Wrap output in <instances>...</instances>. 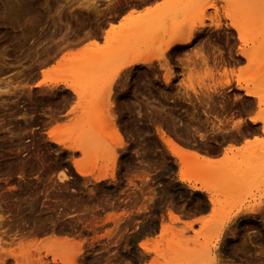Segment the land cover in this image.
<instances>
[{
	"label": "rangeland",
	"instance_id": "obj_1",
	"mask_svg": "<svg viewBox=\"0 0 264 264\" xmlns=\"http://www.w3.org/2000/svg\"><path fill=\"white\" fill-rule=\"evenodd\" d=\"M215 1L217 20L221 26L218 30L208 27L209 24L216 22L217 17L213 22V19L211 21L204 20V24L207 25L204 29L205 32L197 35L188 45L175 49L171 52L172 54H165L163 60L159 62L153 61L148 65H136L123 70L110 85V98L105 100L106 98H102L103 94H100V92H104L105 86L107 88V85L104 84L105 79L109 77L122 56L133 51L115 53L107 50L105 44L101 42L104 32L101 33V37H98V34L94 35L100 41V45L98 44L96 47L89 46V39H87L88 41L84 40L75 47L64 48L53 59L41 63L42 66L35 63L41 61L40 59L44 58L45 54L53 48L49 47L57 42L59 36L65 31V25L69 26L70 30L77 31L75 28L79 26H76L75 21H72V7L80 8L83 5H90L96 0H48L47 4L45 0H32L36 12L43 17V19L41 17L42 21L35 23L34 20L28 19L26 22L20 21L19 27L11 24V28L4 27L7 22L3 17L19 11L25 2L23 0H0V165L2 168L6 166L3 169L0 167V175L10 167L7 164L15 163L14 166H11L14 169L10 173H16L11 175V181L9 180L11 185L14 183L12 186H15L22 182L20 179H15L14 176L26 172V170L18 169L16 164L18 165L19 162L39 164V168L30 167L32 169L27 173L38 172L37 180L40 182L41 197L44 199V193L48 195L53 193L54 196L47 195L46 198L56 199L57 203L54 202L60 203L58 205L61 206V208H58L57 205L51 208L52 204L55 205L54 202H43L51 208L47 210L53 209V211L61 213L71 210V214L79 212L93 214L97 211V208L93 207L97 206L100 195L113 196L116 195L114 189L127 188L123 194L130 192V196H135L140 192L142 194V189L146 185L150 187L149 197L136 201L135 207L131 208L137 213L150 211L152 215H155V218H152L151 234L140 244L146 243L148 247H151L154 243L160 242L159 249L162 253H166L167 262H169L170 251L177 248H188L192 251L187 255L171 256L170 264H184L185 261L190 264H264V212L261 213V216L260 214L239 216L226 229L222 231L219 229L221 220L236 205L242 203L255 205L264 197V180L258 179L257 187L253 188L252 194L241 196V203L239 201L235 203L234 196L230 194L219 195L221 209L214 212L209 211L203 217V224L193 225L191 229L184 228L183 235L180 237L176 236L177 238H175L171 234L182 231L184 225L181 222H170L167 215L169 209L177 215L193 211L196 213V210L198 213L202 206H206L207 201L204 194L190 193L175 181V164L171 154L162 144L160 139L162 133L169 135L179 146H190L192 149L198 150V146H192V144H197L198 140L205 143L210 141L212 144L223 137L224 122L228 119L241 115H264V105H259L258 99L244 95V91L237 88H246L259 93L264 100V0ZM60 4L64 5V8L58 13ZM230 10L234 12L232 16L230 15L231 20L226 18L227 14H231ZM207 11L213 18L214 10L208 9ZM90 12V14L93 13ZM194 13L191 11V14ZM179 19L180 22L176 26L164 25L163 33H157V36H160L157 41V36L154 34L163 27V24L160 27L155 25L156 31L145 32L146 34L150 33V35L147 34L148 36H145V33L138 34L140 45L133 47L134 52L150 54L160 52L168 35L175 32L178 25L183 22L181 17ZM194 21L188 20L187 26L197 25L198 20ZM231 21L239 27L242 42L237 39L238 33L228 27L227 24ZM110 23L115 24L116 20ZM41 28L47 31L49 37L43 34L45 31H42V34L46 38L42 36L41 30H39ZM104 28H108V25L103 26V30ZM3 33L10 34L12 38L7 42H2ZM150 39L152 42L154 41V44ZM198 50L208 57L207 67L202 66L203 64L196 58L195 53H198ZM240 53H243L244 57ZM214 58L217 66L220 67L212 71ZM222 65L233 71L231 83L224 88L219 87L213 93L209 92L210 98L207 99L202 96L204 89L224 79L221 75ZM209 69L212 76L208 78L205 74ZM42 71L46 73L42 74ZM165 76L169 77L166 82ZM91 77L95 78V83L98 82L97 89H95V83L92 85L90 82ZM56 80H64L68 84L77 85L81 90L84 88L82 93L86 92V95L82 94L81 101H78L69 90L58 85L54 86L53 83ZM99 82L102 83L100 87ZM188 87L193 88L197 93L196 97ZM94 89L97 92L93 93ZM197 97L201 98L203 103H201L202 101L199 103ZM110 102L115 105L112 106L113 112L110 110L106 112ZM74 106L77 109L70 112ZM109 113L116 116L114 123L117 127H121V133L125 138L123 140L124 147L117 146L118 141L110 129L111 121H108L111 120ZM222 115H226V118H223ZM232 125L236 127L238 124L232 123ZM261 126V134L264 137V123L261 122ZM50 130L52 132L48 134ZM135 150L138 152L137 156L134 155ZM12 156H15V160ZM239 160L240 170L249 167L250 173L263 178L264 139L258 140L256 145L243 154ZM111 164L113 165L111 166ZM81 165H86L87 168L95 167L96 170L91 176L81 177L74 169V166L81 167ZM105 167L114 168V178L105 177L98 183H94L93 178L100 174L99 169ZM220 168L218 165L213 166L211 175L209 173V176L206 175V182H209L216 190L224 183L223 179L221 181L218 176ZM36 169L38 170L35 171ZM189 169L186 170V173L192 176L196 174L195 168ZM61 172L65 175L63 180H61ZM3 174L0 176V186ZM161 175H165L166 179H163ZM149 180L152 181L151 184H149ZM6 182V185L9 186L10 183ZM126 182L127 185H124ZM46 185L53 186L52 193L47 192L49 187ZM63 185H66V188ZM67 188L76 189L77 192L75 190V193L71 192ZM90 190L92 191L90 192ZM54 191L58 194L55 195ZM97 191L101 193H97ZM67 193L68 195H66ZM61 194L65 196L63 197ZM73 201L74 203H72ZM69 202L72 203L71 208L66 206ZM56 207L57 210H54ZM88 207L91 208V211ZM138 207H140L139 211ZM41 209H39L40 212H43L45 208L42 211ZM206 209L207 207L203 208L204 211ZM123 211L114 216H117L118 220L121 219L124 216ZM202 211L201 213H204ZM109 216L112 215L107 217ZM106 221L110 220L106 218ZM162 224L172 227L173 232L172 228H169L166 236H159ZM2 225L3 222L0 218V227ZM110 225L114 226L115 224L110 221L107 226ZM254 235L258 236L256 237L258 239H255ZM104 237L109 239L111 236L105 234L100 238ZM241 238L247 244L240 240ZM73 240L74 242L68 244L72 248L82 242ZM49 241L42 245L48 244L52 247L54 242L51 241L49 244ZM37 243H28L29 251H33L38 245ZM234 244L238 245L235 247L239 248L238 250L233 249ZM20 245L16 257L23 261L24 258L18 256V250L22 249V245ZM217 247L218 249L221 247L218 252L222 256L215 251ZM222 248L225 249L222 251ZM34 252H36L35 249L30 252V255L34 257L33 260L31 257V261L38 258V253ZM40 253L42 257L44 256L43 260L51 258L48 254L44 255L45 251ZM80 254L81 251L77 256L79 257ZM146 254L149 255L151 261L154 254ZM172 258L174 259L172 260ZM159 261L163 262L161 259Z\"/></svg>",
	"mask_w": 264,
	"mask_h": 264
},
{
	"label": "bare ground",
	"instance_id": "obj_2",
	"mask_svg": "<svg viewBox=\"0 0 264 264\" xmlns=\"http://www.w3.org/2000/svg\"><path fill=\"white\" fill-rule=\"evenodd\" d=\"M25 3H24V5H23V7H20V9H19V11H15L14 13H10V14H8L7 16H4L3 18L6 20V22H7V24L4 26V27H9V28H11V24H13L14 26H17V27H19V22L20 21H24V22H26V20H28V19H32V20H34L35 21V23L37 22H40V21H42L41 20V15H39L37 12H36V10H35V6H33V3H32V0L31 1H28V0H23ZM217 1V0H216ZM215 1V2H216ZM219 1V0H218ZM221 1V0H220ZM224 2V1H223ZM45 3L47 4L48 3V0H45ZM97 5H96V2H91L90 3V5H83V6H81L80 8H76V9H78V12H77V10H75V9H73V10H75V11H71V12H73V18H74V21H75V25L76 26H79L78 28H75L77 31H79V32H77V31H73L72 29L70 30V28H69V26H67V25H65V31L61 34V36H59V39L57 40V42L53 45V46H50L49 48H51V47H53L51 50H49V52L47 53V54H45V57L44 58H42V59H40L41 61H38V62H35L36 64L38 63V65L40 64L41 66H42V64L41 63H43V62H47V61H49V60H51V59H53L56 55H58V53L59 52H61V50H63L64 48H70V47H75V46H77V45H79L82 41H84V40H87V39H89V46H91V47H96L99 43H100V41H99V39H97V37H94V35H97V32H96V30H95V33L94 32H91V31H94V30H89L88 29V27L87 26H84L83 24H82V21L81 20H79V19H82L81 18V16L82 15H84V17H83V19L85 20V22L87 23V24H90V22H93L94 20H96V18H100L99 17V13L100 12H98V8L96 7ZM59 10L57 11L58 13L64 8V5H62V4H60L59 5ZM217 8V7H216ZM215 8V4H214V0H162V3H160V4H156V5H154V6H152V7H150V6H148V7H145V8H143L142 9V11L141 10H138V9H136V7L134 8L133 7V9H131L126 15H124L123 16V18L121 19V20H119L117 23H110V22H112V21H110L109 22V24H108V28L104 31V35H103V37H102V43L103 44H105V47H106V49L107 50H109V51H111V52H115V53H117V52H124V51H133V52H128V53H125L123 56H122V58H121V60H120V62L115 66V68L113 69V71L111 72V74L109 75V77L107 78V79H105V81H104V84H106L107 85V88H105L104 87V92L102 91V92H100V94L102 93L103 94V99L104 98H106L105 100H107L108 98H110V93H111V88H109L110 87V85L113 83V81L114 80H116L117 78H118V76H119V74L123 71V70H126V69H129V68H131V67H133V66H136V65H148V64H150V63H152L153 61H161V60H163V58H164V56H165V54L166 53H168V51H170L172 48H173V46L174 45H188L197 35H200V34H202L203 32H205V28L207 27V25H205L204 24V20H212V22L215 20V18L217 17V14H216V9ZM82 9H84V12L82 11ZM208 9H211V10H214V17L212 18V16H210V14H208ZM90 11H92L93 13L92 14H90L91 12ZM191 11H194L195 13L194 14H191ZM223 11H224V9H223ZM228 12V11H227ZM231 12V14H227L226 15V18L227 19H230V17L232 16V14H234V12L233 11H229V13ZM239 13V12H238ZM90 14V15H89ZM231 15V16H230ZM75 16H76V18H75ZM236 16H237V14H236ZM92 17V18H91ZM179 17H181V19H182V23H180L179 25H178V30L176 29V31L175 32H172V33H170L169 35H168V38L166 39V41L164 42V45L162 46V48H161V51L160 52H158V53H155V54H150V53H143V52H140V53H138V52H134V49H133V47H136V46H139L140 45V38H138V34H143V33H145V32H148V31H150L151 30V32H152V30H155L156 28L154 27L155 25H159V27L160 26H162L161 24H163V27H161L159 30H158V32H156L154 35H158L159 33H163L162 31H164L162 28H164L165 29V27H164V25H172V26H176L180 21V19H179ZM235 17V16H234ZM24 18H27V19H24ZM237 18V17H236ZM235 18V19H236ZM42 19H43V17H42ZM82 19V20H83ZM179 19V20H178ZM218 19V17L216 18V22H214V23H212V24H209L208 25V27H213V29L214 30H218L221 26H220V23H219V21L217 20ZM83 20V21H84ZM188 20H193V22H195L194 20H198L197 21V25H193V26H191V27H189V26H187V24H186V22L188 21ZM231 20V19H230ZM98 21V20H97ZM96 21V22H97ZM107 21H109V20H107ZM114 21V20H113ZM85 22H84V24H85ZM96 22L94 21V23H95V25H98V24H96ZM94 23H91V24H94ZM99 23V22H98ZM102 23V22H101ZM104 23V22H103ZM0 25H1V23H0ZM83 25V26H82ZM95 25L93 26V27H95ZM102 25V24H101ZM104 25V24H103ZM184 25V26H183ZM228 25V27L229 28H231V29H233L234 31H236L237 33H238V40L240 41V42H242V39H241V37H240V29H239V27L237 26V25H235L234 23H232V21H231V23H229V24H227ZM92 26V25H91ZM91 26H89V28H91ZM186 26V27H185ZM97 27V26H96ZM105 27V26H104ZM158 27V26H157ZM43 28V27H42ZM42 28L41 29H39V30H41V34H42V31L44 32L45 31V33H43V34H45L47 37H49V35H48V33H47V31L46 30H42ZM155 28V29H154ZM182 28V29H181ZM187 30H185V29ZM44 29V28H43ZM80 29V30H79ZM82 29V30H81ZM88 29V30H87ZM93 29V28H92ZM100 29H101V27H100ZM100 29H97V30H100ZM105 29V28H104ZM162 29V30H161ZM180 29V30H179ZM184 30V31H183ZM24 31V30H23ZM83 31V32H82ZM103 31V30H102ZM156 31V30H155ZM161 31V32H160ZM25 33H28V31H24ZM40 32V31H39ZM179 32H182V33H179ZM158 33V34H157ZM40 34V33H39ZM42 34V36L43 37H45L46 38V36H44ZM148 35H150V33H147ZM146 33H145V36H148ZM160 34V35H161ZM100 35H98V37H99ZM163 36H164V34H163ZM101 37V36H100ZM160 37V36H159ZM159 37L157 36L156 37V41L159 39ZM12 38V36L10 35V34H7V33H3L2 34V36H1V39H2V42H7V41H9L10 39ZM153 38H154V36H153ZM152 38V39H153ZM88 41V40H87ZM150 41H151V39H150ZM154 41H155V38H154ZM153 41V42H154ZM155 41V42H156ZM148 42V41H147ZM152 41H151V43H153ZM199 42V41H198ZM201 42V44L203 43L202 42V40L200 41ZM150 43V42H149ZM154 44V43H153ZM199 44V43H198ZM100 45V44H99ZM209 45V44H208ZM207 45V46H208ZM202 47V46H201ZM181 48V47H180ZM109 51H107V52H109ZM172 51V50H171ZM199 52H201L200 50H198ZM110 52V53H111ZM197 53V55H196V53H195V56H196V58H198V61L200 62V63H202V64H200L199 63V65H202V66H205V67H207V64H208V57L207 56H204V54L202 53ZM94 53V52H93ZM112 54V53H111ZM170 54H172V53H170ZM94 55V54H93ZM96 55V54H95ZM169 55V54H168ZM238 55V54H237ZM240 55L241 56H243L244 57V54L243 53H240ZM218 57V56H217ZM245 57H247V56H245ZM213 58V57H212ZM247 58H249V57H247ZM37 60V59H36ZM220 62V61H219ZM218 62V63H219ZM36 64H34V65H36ZM43 65H45V64H43ZM210 66H212V65H210ZM210 66H208V67H210ZM218 66H217V62L215 61V58L213 59V70L212 71H214L215 70V68L216 69H218L217 68ZM221 69H222V73H221V75L223 76L222 78H224L222 81H220V82H218L217 84H214L213 86H211V87H206L204 90V92H203V94H202V96H204L205 98L207 97V99L208 98H210V94H209V92H211V93H213V92H215L219 87H226V86H228L230 83H231V79H232V76H233V71L232 70H230V69H228V68H225L224 67V65H222L221 66ZM44 73H46L45 71H42V74H44ZM205 76L206 77H211L212 76V73H211V71H210V69L208 70V72L205 74ZM95 77V76H94ZM92 78V77H91ZM169 79V77L168 76H165V82L167 81ZM97 80H99V78H97ZM90 82L92 83V85L96 82V80H95V78L93 79H91L90 80ZM53 83V82H52ZM98 83V82H97ZM97 83H95L94 84V86H96L97 85ZM54 84V86H61V87H63V88H65V89H67V90H69L72 94H73V96L76 98V100H78V101H81V99H82V94H85L86 95V92L85 93H82V91L84 92V88H83V90H81V88H79L77 85H74V84H68V82H66V81H64V80H59V81H57L56 80V82L55 83H53ZM90 85V84H89ZM102 85V83H100L99 82V87ZM97 87L98 86H96L95 87V89H97ZM94 88V87H93ZM192 92H193V94L195 95V97H196V95H197V93L193 90V88L192 87H188ZM239 90H241V91H244V95H246V96H251V97H254V98H256V99H258V103H259V105H264V100H263V98L260 96V94L259 93H256V92H253V91H250V90H247L246 88H241V87H237ZM90 90H92V88H89ZM95 89H94V91H93V93L94 92H97V90L95 91ZM126 90H127V88H126ZM86 91V90H85ZM106 91V92H105ZM92 92V91H91ZM99 93V92H98ZM186 93V92H185ZM84 95V96H85ZM126 95H127V93H126ZM100 96H102V95H100ZM105 96V97H104ZM116 96H118V95H116ZM110 100V99H109ZM197 100H198V102L200 103L201 101V103H203V100L201 99V98H198L197 97ZM107 102V101H106ZM79 103V105H80V102H78ZM108 103V102H107ZM75 105H76V103H75ZM114 104H112V102H110L109 103V109H106V112H107V110L109 111L110 110V112H113L112 111V106H113ZM107 106V105H106ZM115 106V105H114ZM113 106V107H114ZM208 106V105H207ZM78 107V106H77ZM75 106L72 108V109H70V112H73L74 110H76L77 108H75ZM123 113V112H122ZM108 115V114H107ZM109 116H110V119L111 120H108V121H111V127H110V129H111V131L113 132V135H115V137H116V140L118 141L117 142V146H119L120 148L121 147H124L123 145V140L125 139L124 138V136H123V134L121 133V130H120V128L119 127H117L116 125H115V123H114V121H115V115L113 114V113H109ZM108 117V116H107ZM109 118V117H108ZM250 121L252 122V123H256V122H262V123H264V115H260V114H255V116L254 117H252V118H250ZM240 122V121H239ZM239 122L237 123V124H239ZM51 130L48 132V134H51ZM162 132V131H161ZM160 139H161V141H162V144L165 146V148H166V150L172 155V156H174V157H177L178 159H179V161H180V164L182 165V168L180 169L181 171H180V175H179V178H178V180L180 181V182H182V183H186L187 185H188V187L191 189V190H193V191H198V192H201V193H203V194H205L206 195V201H207V204H206V206L205 207H203L202 206V208L199 210L200 211V213H201V211L203 210V208H206L207 207V209H209V211H218V210H220L221 209V202H220V200H219V195H221V194H223V195H226V194H230V195H232V196H234L233 197V201H235V203L236 202H238L239 201V203H241L240 201H241V196L242 195H250V194H252V191H253V188H256L257 187V180L258 179H260L261 181H263L264 180V177L262 178V176H260V177H256L255 175H253L252 173H250V170H249V167H246L244 170H240V168H241V166H240V160H239V158L243 155V154H245V153H247L248 152V150H249V148H245V149H243V150H237L236 149V151H234V149H232V148H228L227 150H226V152L224 153V157H223V159L220 161V163H217L216 165H218V167L220 166L221 168H220V173H218V176L221 178V181H222V179H223V181H224V183H223V185H220V187L218 188V190H216L209 182H206V178H207V176L206 175H208V173L211 175V173H212V170H213V166H216V165H213L214 163H212V162H210L205 156H202V155H200L199 153H196V151L195 152H188V151H186L185 149H183L181 146H179V145H177V143H175V141L169 136V135H167V134H164V133H162V135H161V137H160ZM202 141V140H201ZM208 143V142H207ZM200 144H204V143H200ZM195 146H197L196 145V143H195ZM200 148V147H199ZM251 151V150H250ZM4 152V151H3ZM10 152V151H9ZM11 154V153H10ZM134 155H138V152L135 150V152H134ZM8 157H10V156H8ZM15 157V156H14ZM14 157L12 156V158L14 159ZM2 159L4 160V158L2 157ZM6 159V158H5ZM11 159V158H10ZM15 160V159H14ZM5 162H7L6 160H5ZM10 162H11V160H10ZM15 162H17V161H15ZM4 163V162H3ZM2 163V164H3ZM8 163V162H7ZM7 163H5V164H7ZM11 163H13V162H11ZM15 164V163H14ZM14 164L12 165V164H7V165H10V167L9 168H7V169H5V172H2V174L4 175V177L3 178H5V179H1L2 181H8L9 182V180L11 181V178L10 177H12L11 175H14L15 173H10L11 172V170L13 171V169L14 168H12L11 166H14ZM30 165H32V163L30 164ZM113 164H111V166H112ZM4 166V165H3ZM16 166L18 167V169H22V170H26V172L24 173H20V174H18L20 177H23V176H28L27 175V171H30L31 169H30V166H28L26 163L24 164V163H18V165L16 164ZM15 166V167H16ZM38 166H39V164H38ZM42 166V165H41ZM84 166V167H83ZM0 167H1V165H0ZM6 167V166H5ZM5 167H3V168H5ZM35 167V166H34ZM40 167V166H39ZM38 167V168H39ZM91 167V166H90ZM87 168V166L86 165H81V167H77V166H74V169H75V172L79 175V176H81V177H85V176H91L93 173H94V171L96 170V168L95 167H91V168ZM191 167H193V169L195 168V175H190V174H188V173H186L187 171L186 170H188L189 168H191ZM2 168V167H1ZM2 168V169H3ZM36 168V167H35ZM217 168V167H216ZM41 169H42V167H41ZM233 169V170H232ZM7 170V171H6ZM38 169H36L35 171H37ZM190 170V169H189ZM3 171V170H2ZM17 171V170H16ZM20 171L18 170V173H19ZM22 172V171H21ZM99 172H100V174L97 176V177H94L93 178V181H94V183H98L99 181H101L102 179H104L105 177H109V178H111V179H113L114 178V168L113 167H105V168H101V169H99ZM0 173H1V169H0ZM34 173V172H33ZM38 173V172H37ZM36 172H35V174H37ZM1 174V175H2ZM6 174V175H5ZM61 174V180H63V179H65V175L61 172L60 173ZM193 174V173H192ZM217 174V173H216ZM220 174V175H219ZM0 175V176H1ZM30 175V174H29ZM215 175V174H214ZM136 176V175H135ZM134 176V177H135ZM209 176V175H208ZM213 176V175H212ZM212 176H210V177H212ZM216 177V179H217V176H215ZM215 177H213V178H215ZM5 182H3V183H5ZM13 182V181H12ZM27 182L28 181H26V185H24V186H28L27 185ZM45 182V181H44ZM10 183V182H9ZM16 183V182H15ZM7 183H5V185H6ZM14 184V183H13ZM12 184V185H13ZM23 184V183H22ZM25 184V183H24ZM29 184V183H28ZM68 184V183H67ZM66 184V185H67ZM3 184H1V186H2ZM10 185H11V183H10ZM9 185V186H10ZM11 185V186H12ZM66 185H63V186H65V188H66ZM0 186V187H1ZM10 186V187H11ZM16 186L17 187H19V186H22V185H20V184H15V186H13V189H14V187L16 188ZM23 186V187H24ZM43 186V185H42ZM42 186H41V188H42ZM45 186V185H44ZM71 186V185H70ZM5 187V186H4ZM40 187V186H39ZM46 187H49V186H47L46 185ZM46 187L44 188L45 190H46ZM50 187H53L52 185H50ZM69 187V186H68ZM2 188V187H1ZM29 188H31L30 186H29ZM64 188V189H65ZM70 188V187H69ZM69 188H67V189H69ZM4 189V188H3ZM11 190H8L7 192H5L4 190V193H0V210H1V207H2V205L4 204V202L6 201L7 202V204L9 203L10 204V202H9V199H10V196L12 197V194L14 195L15 194V192H14V190L12 189V188H10ZM49 189V188H48ZM57 189V188H56ZM59 189H61V188H59ZM58 189V190H59ZM71 189V188H70ZM69 189V190H70ZM72 189H74V188H72ZM44 190V191H45ZM57 190V192L59 193V191ZM62 190V189H61ZM60 190V191H61ZM66 190V189H65ZM75 191H76V189H74ZM74 190H73V192H74ZM143 190V189H142ZM12 191V192H11ZM39 191H40V193L39 194H42V191H41V189H39ZM44 191H43V193H44ZM53 191V190H52ZM56 191V190H55ZM54 191V194L55 195H57L56 194V192ZM64 191V190H63ZM92 190H90V192H91ZM46 192V191H45ZM48 192V191H47ZM77 192V191H76ZM93 192H95V191H93ZM92 192V193H93ZM98 192H100V191H97V193ZM20 193V192H19ZM48 193H50V192H48ZM52 193V192H51ZM65 193H66V191H65ZM64 193V194H65ZM70 193V192H69ZM75 193V192H74ZM96 193V192H95ZM95 193H93V194H95ZM101 193V192H100ZM103 193V192H102ZM105 193V192H104ZM254 193H255V191H254ZM48 194H45L44 193V202H54L55 200L53 199H50V198H46V196H47ZM51 195V194H50ZM50 195H48L49 197H50ZM52 195H53V193H52ZM51 195V196H52ZM62 195V194H61ZM66 195H68V193L66 194ZM96 195V194H95ZM4 196V197H3ZM14 196H16V195H14ZM42 196V195H41ZM54 196V195H53ZM59 196V195H58ZM63 197L65 196V195H62ZM255 196V195H254ZM55 197H57V196H55ZM55 197H52V198H55ZM3 198V199H2ZM4 198H5V200H4ZM41 199H42V197H40ZM250 199V198H249ZM151 200V199H150ZM149 200V201H150ZM11 201V200H10ZM59 201V200H58ZM61 201V200H60ZM5 202V203H6ZM56 202V201H55ZM54 202V203H55ZM257 202V201H256ZM2 203V204H1ZM57 203V202H56ZM55 203V205H51L50 207L52 208L53 206L55 207L56 205L58 206V208L60 207L61 208V206H59L58 204H60V203H58V204H56ZM64 203H65V201H64ZM64 203H61V204H64ZM72 203H74V201L72 202ZM72 203H68V205H66L67 207H71L72 206ZM135 203L136 202H132V205L134 206L135 205ZM39 204H40V202H39ZM50 204V203H49ZM66 204V203H65ZM4 205H6V204H4ZM4 205H3V207H4ZM12 205H14V203L12 204ZM41 206H40V208L39 209H43V208H45L44 210H43V214H45L44 212H47L48 210V208H50L49 207V205L48 204H45V203H43V202H41V204H40ZM77 204H75V206H76ZM80 205V204H79ZM78 205V206H79ZM98 205V204H97ZM63 206H65V205H63ZM62 206V207H63ZM6 208H7V205L5 206ZM8 207H10V206H8ZM12 207V206H11ZM14 207V206H13ZM66 207V208H67ZM73 207H74V205H73ZM77 207V206H76ZM75 207V209L77 210V208ZM141 207V206H140ZM140 207H138L137 209H138V211L140 210L139 208ZM6 208H4V210H7ZM50 208V209H51ZM64 208V207H63ZM62 208V209H63ZM93 208H98L97 206H95V207H93ZM92 208V209H93ZM18 208H16L15 210H17ZM42 209H41V211H42ZM49 209V210H50ZM62 209H61V211H62ZM88 209H89V211H91L90 209L91 208H89L88 207ZM136 209V210H137ZM199 209V208H198ZM206 209V210H207ZM14 210V209H13ZM38 210V209H37ZM53 210V209H52ZM54 210H57V207H56V209H54ZM84 210V209H83ZM86 210V209H85ZM96 210V209H95ZM170 210V209H169ZM168 210V212H167V215H168V218H169V220H170V222H174V223H177V222H181L183 225H184V227L182 228V231H180V232H177V233H172L171 235L173 236H175V238H177L176 236H179L180 237V235H183L182 234V232L184 231L183 229L184 228H186V229H191L192 228V226H193V224H197V223H199V224H203V222H204V220H203V218H197L196 220H194V221H185L186 219H187V216H186V219L185 220H182L181 218L182 217H180L181 215H177V214H175L174 212H171V211H169ZM187 210H189L188 208H187ZM205 210V211H206ZM9 211H10V209H9ZM39 211V214H41L42 212H40V210H38ZM199 211H198V213H199ZM204 211V210H203ZM202 211V212H203ZM204 211V212H205ZM51 211H49L47 214H49ZM55 212V211H54ZM57 212V211H56ZM191 212V211H190ZM194 212V211H193ZM262 212H264V197L262 198V199H260L259 200V202L257 203V204H253V205H245L244 203H242V204H238V205H236L234 208H233V210L231 211V212H229L222 220H221V222H220V231H222V230H224V229H226V227H228L229 226V224L230 223H232V221L235 219V218H237V217H239V216H242V215H245V216H247V214H248V216L251 214V215H253V214H260V216H261V213ZM1 213H2V211H1ZM183 213V212H182ZM195 213V212H194ZM196 213H197V210H196ZM197 213V214H198ZM185 214V213H184ZM193 214V213H192ZM202 214V213H201ZM42 215V214H41ZM40 215V217H39V219H37L36 218V221H38L39 220V223H40V225L42 226L43 225V223H44V221L45 222H48L49 220H47V217L46 218H43L42 216ZM190 214L188 213V216H189ZM263 215V214H262ZM46 215H44V217H45ZM60 217H61V215H60ZM59 217V215L58 216H56V221H58L59 222V220L62 218H60ZM0 218H1V221L3 220V218H2V216H0ZM49 218V217H48ZM60 218V219H59ZM185 218V217H184ZM183 218V219H184ZM57 219H59V220H57ZM262 219V218H261ZM47 220V221H46ZM62 220V219H61ZM107 220H111V221H113L114 223H115V225H117V216H114V215H112V216H109V217H107ZM36 221H35V223H36ZM55 221V222H56ZM261 221V220H260ZM3 222V221H2ZM5 222V221H4ZM34 222V221H33ZM43 222V223H42ZM38 222L36 223V225H38L39 224ZM57 223V222H56ZM64 223V222H63ZM57 224H60V223H57ZM36 225H34V226H36ZM39 225V226H40ZM44 225H46V224H44ZM163 225V224H162ZM161 225V228H160V235L159 236H161V237H164V236H166V234L168 233V229L170 228H172V227H168V226H166V225H163L162 226ZM59 227H62V226H59ZM169 229V230H170ZM172 230V232H173V228L171 229ZM43 231H45V230H43ZM42 230H40V231H32V232H34L35 234H27V235H24L23 234V236H22V238H21V240L19 241L20 243H21V247H22V249H20V250H18L19 251V254H18V256L19 257H23L22 259H23V263L24 264H30V263H32V261H31V257L33 256H31L30 255V252H33L34 251V249H35V251L36 252H34V253H38V258L37 259H35L34 260V263L35 264H47V261H48V259L46 258V260H43V257L41 256V251H45V253L46 254H44L45 256L48 254V255H50L51 256V258H50V260H51V262L53 263V264H76V261H75V259L78 257L77 255L80 253V246H79V244H77L76 246H74L73 248L71 247V245H68V244H70V243H72V242H74V238H70V237H68V235H65L64 234V232L62 233L61 232V230L60 229H58V231L57 230H55V232L54 231H51V233H50V231H49V234H48V232H47V234L45 233V232H43ZM187 231V230H186ZM226 232V231H225ZM224 232V233H225ZM221 233V232H220ZM227 233V232H226ZM225 233V234H226ZM224 234V235H225ZM228 234V233H227ZM231 234V233H230ZM233 234V233H232ZM235 234V233H234ZM233 234V235H234ZM241 234V233H240ZM239 234V235H240ZM243 234V233H242ZM258 235H260V234H258ZM173 236V237H174ZM219 236V235H218ZM225 236H227V235H225ZM243 236V235H242ZM244 236L246 237V235L244 234ZM255 236V235H254ZM253 236V237H254ZM172 237V238H173ZM222 237H224L223 236V234H222ZM227 237H229V236H227ZM252 237V238H253ZM256 237H258V236H255L254 238L255 239H258V238H256ZM260 237V236H259ZM262 237V236H261ZM183 238V237H182ZM240 238V237H239ZM238 238V239H239ZM244 238V237H243ZM249 238V237H248ZM250 238H251V236H250ZM162 239V238H161ZM219 239V238H218ZM236 239V238H235ZM246 239V238H245ZM50 240V241H49ZM217 240V239H216ZM240 240H242V238L240 239ZM244 240V239H243ZM242 240V241H243ZM249 240H251V239H249ZM47 241H49V244H50V242L52 241V242H54V245H52V247H50L48 244L47 245H42V243H44V242H47ZM186 241V240H185ZM248 241V240H247ZM254 241V240H253ZM30 242H34V243H36V242H38L37 244V246H35L36 248H34L33 249V251H29V248H30V246L28 245V243H30ZM79 242V241H78ZM77 242V243H78ZM169 242V241H168ZM235 242V241H234ZM233 242V243H234ZM244 243H245V241H243ZM160 243V242H159ZM159 243L157 242V243H154V245H152L151 247H148L147 245H146V243H142V244H140V247L143 249V251H145L146 253H153L154 254V257H153V259H151V261L149 262V264H170L169 262H170V260H171V256H173V255H187V254H190L192 251L190 250V249H188V248H175L176 250H173V251H170L169 252V262H167V260H166V253L164 254V253H162L161 251H160V249H159ZM249 243H250V241H249ZM24 244V245H23ZM238 244H239V242H238ZM242 244V243H241ZM240 244V245H241ZM245 244H247V243H245ZM245 244H243L244 246H245ZM252 244V243H251ZM235 245V244H234ZM249 245V244H248ZM23 246H24V248H23ZM238 246V245H237ZM236 245L234 246V250L236 249L235 247H237ZM69 247H71V248H69ZM18 248H20V247H18ZM216 248V247H215ZM221 248V247H220ZM219 248V249H220ZM219 249H218V247H217V250L215 249V251H219ZM225 249V248H224ZM223 248H222V251L224 250ZM233 249H232V251H233ZM239 249V248H238ZM238 249H236V250H238ZM214 251V252H215ZM221 251V252H222ZM226 253H227V251H225ZM234 252V251H233ZM236 252V251H235ZM239 252V251H238ZM219 253V252H218ZM218 253H216V254H218ZM224 253V252H223ZM225 253V254H226ZM237 253V252H236ZM235 253V254H236ZM240 253V252H239ZM33 254V253H32ZM212 254V253H211ZM221 256H222V254L221 253H219ZM218 254V257H220V255ZM233 254V253H232ZM227 255V254H226ZM11 256H14V255H11ZM223 256H225V255H223ZM228 256V255H227ZM186 257H188V256H186ZM175 258V257H174ZM174 258H172V260L174 259ZM192 258V257H191ZM34 259V257H32V260ZM159 259H161L163 262H160L159 261ZM183 259H185V258H183ZM182 259V260H183ZM188 259V258H187ZM77 260V259H76ZM191 262H192V260H191ZM184 264H190V262H188V261H185V263ZM192 264V263H191Z\"/></svg>",
	"mask_w": 264,
	"mask_h": 264
},
{
	"label": "flooded vegetation",
	"instance_id": "obj_3",
	"mask_svg": "<svg viewBox=\"0 0 264 264\" xmlns=\"http://www.w3.org/2000/svg\"><path fill=\"white\" fill-rule=\"evenodd\" d=\"M160 2L161 0H96V7L98 8V12H100V18H96L94 21L96 22L98 20L96 22L98 25H95L94 21L87 24L88 22L86 21V23L83 19L84 15L81 16L84 21L82 19L79 20H81L82 24L87 26L89 30H94L91 32L95 33L96 30L97 34L101 35V33L104 32L102 31L103 26L108 25L109 22L113 20L117 22L133 9V7H136V9H143L148 6L159 4ZM72 8L77 10L76 7ZM73 9L72 11H75ZM82 11L84 12V9H82ZM72 21H74V18ZM94 25L95 27H93ZM89 26H91V28H89ZM175 67L179 69V67ZM225 116L226 115H222L223 118H226ZM27 165L30 167H39L36 163ZM27 175L29 174L27 173ZM148 175L151 176V174ZM29 176L20 177L19 175H15L14 178L20 179L23 183H20L22 186L14 187L15 190L13 186H7L5 185L7 182L2 181L5 187H2L0 193L3 190L7 192L12 188L16 196L12 194V197L10 196L9 199L10 204H7L5 201L6 203L4 202V204L7 205V208L5 207L6 205L3 204L4 207L2 205L0 210V216L3 218V225L0 227V264H24L23 261L16 257L17 249L20 245L19 241L24 233V235H32L37 231L45 230L43 232L46 234L48 232L49 234V231L51 233V231L55 232V230L58 231V229H60L62 233L64 232L65 235H68V237L82 241L79 243L81 254L76 260V264H149L150 257L145 251H142L143 249L140 247V243L151 234L153 227L152 218H155V215H152L150 211L137 213V211L131 210V208L135 207V205H132V202L145 200L149 197L148 192L150 191V187L144 185L145 188L142 190V194L140 192L135 196H130V192L123 194V191L127 188L121 190L119 188L114 189L116 190V195L113 196L102 194L100 195L97 205V211L93 214L82 212L71 214V210L65 213L50 210L51 212L49 214H47L49 212L47 211L44 212L45 214L42 212L41 215L38 210L41 206V202L45 200L40 198V182L37 180L38 175L30 173ZM161 177L166 179L165 175H161ZM26 181H28L27 187L24 186L26 185ZM17 183H19V181H17ZM151 183L152 181L149 180V184ZM124 185H127V182L124 183ZM29 186L31 188H29ZM4 191L2 193H4ZM51 191L52 187H49L48 192ZM70 191L73 192V190ZM13 203L14 205H12ZM4 208L7 210H4ZM16 208L18 209L15 210ZM110 209L119 211H111ZM124 209L126 210L123 211ZM122 211L124 216L119 220L117 218V225L107 226L111 221H106L107 216L110 214L119 215ZM139 214L143 215L141 216ZM40 215L43 218L48 216L49 218L47 217V220H50L48 222H42L43 225L41 226L39 220L36 221V218L38 217L37 219H39ZM44 215L46 216L44 217ZM58 215L62 217H60L62 220H59V222L56 221V216ZM72 218L75 219L71 220ZM35 221L39 224L36 225ZM55 221L60 224H57ZM32 231L36 232L34 233ZM105 234L111 237L109 239H106V237L100 238ZM30 264L35 263L32 261ZM47 264L53 263L48 259Z\"/></svg>",
	"mask_w": 264,
	"mask_h": 264
},
{
	"label": "crops",
	"instance_id": "obj_4",
	"mask_svg": "<svg viewBox=\"0 0 264 264\" xmlns=\"http://www.w3.org/2000/svg\"><path fill=\"white\" fill-rule=\"evenodd\" d=\"M138 10L142 11V9H138ZM105 29L103 31H105ZM180 47H184V45H174L173 48L171 49L172 51L170 50L166 54H170L175 49H178ZM254 116L255 114L241 115V116H236L232 119H228L227 121L224 122L225 125L223 126V128L225 129L223 130V133L225 136L223 135V137L220 140L215 141L212 144L210 143V141H208V143L207 142L205 143L204 141L198 140L196 144L198 147H200L198 150L192 149V147L185 146V145L184 146L182 145L181 147L188 152L196 151V153H199L200 155L205 156L210 162L214 163L213 165H216L217 163H220V161L223 159L224 153L226 152L228 148H232L234 149V151H236V149L237 150H243L245 148L250 149L256 145L258 140L264 139V137L261 134V128H262L261 123L260 122L252 123L250 121V118ZM238 122L239 124L236 127H233L232 123H238ZM200 143H204V144H200ZM193 145L195 146V144H192V146ZM170 156L175 164L174 177H175V181L177 182V184L185 188L190 193H201L198 191L191 190L186 183H182L178 180L182 165L180 164V161L177 157H174L172 155ZM208 213H209V209H207L202 214L191 212L189 213L190 215L188 216V213H185V214L183 213L182 218L184 217L185 218L182 220H185L187 216V219L185 221H194L197 218L199 219V218L205 217ZM193 225L198 226L199 223L197 224L195 223Z\"/></svg>",
	"mask_w": 264,
	"mask_h": 264
}]
</instances>
